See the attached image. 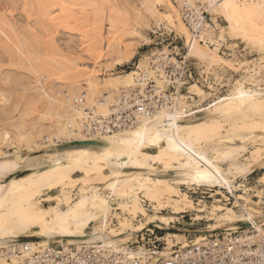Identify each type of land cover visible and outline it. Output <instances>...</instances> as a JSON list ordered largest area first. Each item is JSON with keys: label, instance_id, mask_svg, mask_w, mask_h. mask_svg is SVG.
<instances>
[{"label": "bare ground", "instance_id": "6f19581e", "mask_svg": "<svg viewBox=\"0 0 264 264\" xmlns=\"http://www.w3.org/2000/svg\"><path fill=\"white\" fill-rule=\"evenodd\" d=\"M9 1V4L20 3L27 19L24 25H17L11 16H7L6 10L1 12L0 9V104L8 102L1 87L12 79L11 67L22 73L19 80H26L23 90L26 101L24 109L12 123L14 134L8 144L11 151L7 153L0 147V264H33L40 260L47 262L43 258L50 257L73 261L80 258L82 249H86L85 253L99 251L104 259L98 264L118 259L123 263L134 259L132 264H165L172 260L182 264L180 256L189 242L206 245L208 239L219 232L225 242L236 243V240L238 246L264 244V211H257L264 209V188L244 190L242 194L247 204L239 199L233 204L213 199L210 203L202 200L199 206L190 207L176 200L172 205L176 211L172 214L183 217V214L195 211L200 220L208 223L204 229L194 230L192 239L187 237L183 241L182 235L169 233L167 230L172 228L164 226L165 222L160 218L162 208L166 207L159 195L164 179L162 175L157 177L154 171L150 172L155 160L153 150L157 151L159 147L170 159V162H164L166 173L177 172L178 178L199 174L206 181L213 178L217 183H223L222 188L227 192L230 187H233L231 191L238 187L231 179L230 168L235 169L238 176L248 168L263 169L264 98H255L256 91L251 90V86L259 87L263 80L261 69L249 72V68H245L231 85L230 94L226 90L221 99L206 111L195 110L193 106L199 107L207 98L195 99L192 96L197 93L190 94L189 91L185 94V90L182 91L184 82L176 76L173 93L169 95L172 106H165L153 117L138 115L137 123L132 126H119L116 120H112L114 128H105L114 106L120 105L132 92L137 98L140 87L142 89L150 80L162 90L168 89L170 82L165 78V69L170 65L175 69L171 70L173 73L180 71L183 76L193 66L196 72L202 69L201 73L211 74L221 82L224 79L216 70L236 73L238 69L233 60L212 53L205 43L228 36L236 43L264 50V0H135L134 15H119L113 13L112 8L109 17H105L120 32L127 24L137 26L134 35L122 38L126 34H121L112 40L98 31L76 34L70 28L71 24L80 29H85L84 23L96 25L100 18L88 19L83 14L88 8L101 13L99 8L109 0ZM217 19L222 25L220 31L213 26ZM66 21L70 22L65 25ZM149 24L161 25L172 33L170 46L175 43L178 49L163 45L141 52L130 70L116 71L117 67L122 68L124 63L132 60L137 44H145L143 26ZM60 28L79 38L78 56L73 54V48V51L67 48L65 52L58 45L61 42L57 43L56 36ZM105 39L107 43L103 45ZM174 50H179L178 54H173ZM5 62L7 66H4ZM225 81L230 83V79ZM175 104H181L180 108H174ZM184 104H190L185 111ZM3 106L1 113L6 118L4 120H8ZM184 125L192 131L181 136ZM5 133V130L0 131L2 135ZM191 134L203 138L211 134L214 138L201 146L189 139ZM245 139H250L253 146L247 148L235 142ZM111 160L117 162L113 167L110 166ZM93 166L97 168L92 169ZM28 169L40 176V185L25 192H15L19 175ZM51 183H57L59 188L56 197L37 200L36 194ZM226 183L230 184L229 188H225ZM127 185L138 189L137 193L145 199H152L154 216L137 201L138 196L125 192ZM83 189L98 210L97 219L91 226L95 235L93 243H84L89 239L85 236L79 245L65 242L47 246L45 240L37 238L41 234L39 227L29 226L27 221L43 219L49 211L55 213L60 196L71 199L66 215L79 213L85 203L81 197ZM104 194L105 203L101 204L99 199ZM116 200L119 204L114 207L112 202ZM44 202L51 203V208H44ZM209 204L212 205L209 217L204 220L205 207ZM119 208L127 211L116 212L121 220L127 221L131 216L134 219L131 221L136 223H133L132 237L127 232L131 230L130 226H120L124 231L115 224L112 211ZM137 217L153 228L166 230L167 237L156 233L153 238L139 241V235H134V231L146 224H137ZM240 228L239 236L231 239L230 234L239 232ZM65 235L71 236V231ZM123 238H126L124 242ZM153 239L162 243L156 257H153L155 251L141 243L147 240L151 243Z\"/></svg>", "mask_w": 264, "mask_h": 264}, {"label": "rangeland", "instance_id": "374dc122", "mask_svg": "<svg viewBox=\"0 0 264 264\" xmlns=\"http://www.w3.org/2000/svg\"><path fill=\"white\" fill-rule=\"evenodd\" d=\"M105 1L106 0L102 2H105ZM9 2H10L9 0H0V9L2 8L1 12L3 11V9L4 11L6 10L7 16L8 15L11 16V18L13 19L14 22L17 23V25H24L27 17L22 12L20 3L16 5V4H11V3L9 4ZM134 2L135 0H127V1L126 0H109L108 3H106V5H103L102 8L101 7L99 8L101 10V13L100 11L94 8L92 9L88 8L87 11L83 14L84 18L85 16L88 19L98 17L100 18V21L99 20L96 21V25L94 24V26L84 23V25L86 26V27L84 26L85 29L84 28L80 29L79 26H76L74 24H71L70 28L72 29V32L76 34L81 33L82 31H87L89 33L98 31V32H101L104 36H106V38H108L109 40H112L113 38H117L121 34H124V35L126 34L122 38H125L128 35H134L136 33L135 29L137 27L136 25H134V23L127 24L126 27H124L120 32L118 28H114L113 24L108 23V20H107L108 18H105L107 16L109 17L110 15L109 13L112 8H114L112 12L113 13L115 12L119 15L120 14L134 15V6H133ZM110 4H112L113 6ZM103 9L104 11H102ZM9 12H11V14ZM76 17H80V15H77ZM70 21H66L64 24L67 25L66 23ZM213 26L216 27L218 31H220L222 28L221 22L218 19L215 20V23ZM143 28H144L147 41H145V44L144 42L137 44L138 46L136 45L134 49V56L132 60L124 63L123 64L124 67L122 68L117 67L116 71L130 70L132 68V64L134 63L135 65L137 61L139 60V53L141 52L145 53L147 51H150L153 48H162L163 45H169V49L171 48L178 49L179 46L175 43L170 46V43H172L171 40L173 37L172 33L168 32V30L164 29L161 25L157 27V25L149 24V25L143 26ZM59 32L60 33L56 36L57 38L56 41L57 43L61 42V43H58L60 48L63 47L61 49L62 50L65 49L64 50L65 52L67 48H69L70 50L73 48V50H75V51L71 50L73 51V54L78 52V49H79L78 46L80 44V40H78L79 38L75 36L76 34L75 35L70 34V33L68 34L66 33V31L62 29ZM135 40L140 41L139 38L138 39L135 38ZM102 43L103 45H105L107 43V40L106 39L103 40ZM205 45L210 51H212V53H216V55L221 56L223 59L233 60L234 67L238 70L236 73L230 70H220V69L216 70V73L220 75V77L222 76V78L224 79V82H221L218 78H215V76L211 74L207 75L205 73H201L202 69H199L198 72L195 71L197 76L200 77V83H196V81L193 78L192 85L189 86V88H186V90L189 91L190 94L197 93L195 96H192L193 98L196 96H197V99L199 100L207 98L196 109H202L203 111H206L207 107L209 108L210 105H212L213 103L221 99V97L226 93V90H228L229 92V90L231 89V85L234 84L238 75L245 72V68L246 69L249 68L248 69L249 72H253V71H257L261 69L260 75L262 76L263 80L260 82L259 87L251 86L252 88L251 90L256 91L257 96L255 98L257 99L264 98V50H262L261 48H252L242 43H236L232 37H228V36H225L224 38L219 39V41H216V42L207 41ZM177 51L179 50H176V52L174 50L173 54L174 53L176 54ZM75 55L78 56L77 53ZM6 64L7 63L5 62L4 66H7ZM87 66L90 67V64ZM170 66L173 68L172 65ZM9 68L10 66L7 67L8 70ZM13 68L11 67L9 70L11 71L10 72L11 74L13 73L12 75L14 77L11 75V78L13 80L9 79L10 81L8 82V84L6 86L2 85L1 87L4 90L5 96L9 102V103L7 102V104H0V131L5 130L6 132L3 135L0 134V147L7 153L11 151L8 144L11 143V140L14 134L12 123L18 117V114H20V112H22V110L24 109L23 103L26 101V97L23 94L24 84L26 80H24L23 77H22L23 79L19 80L20 77L22 76L21 75L22 73L20 71H15ZM4 69H6V67ZM210 79L213 80L212 81L213 83L211 84H210ZM226 79H230V83H227V81H225ZM11 80L14 82H12ZM13 83L14 84L16 83L17 85L16 84L13 85ZM204 95H207V96H204ZM3 105L5 106L4 110L5 111L7 110L6 113L8 115V120H4L6 118H4L3 113H1L2 112L1 106ZM206 114L207 113H205V115ZM191 131L192 129L188 128V125H184V130L180 133V135L184 136L185 133H188V132L190 133ZM241 132H244V130L241 129ZM213 138L214 136L211 134L208 135L207 138H203L201 135L195 136L193 134H191L189 137V139L193 143L199 144L201 146L210 143ZM235 142L237 143L238 146L244 145L247 148L253 146L250 139H245L243 142H239L238 140H236ZM154 143H156V141H154ZM152 149H154V146L152 147ZM153 156L155 157V160L152 162L153 165L150 168V172L154 171L157 177H160V175H162L164 179V182H162L163 183L162 187L159 191V195L162 196V201L164 202V205L166 207L162 208L160 218L164 220L165 222L164 226L172 228L167 231H169V233H174L176 235H182L181 237H183L182 238L183 241L187 237H190V239H192L193 231L204 229L208 223L200 220L199 216L196 215L195 211H193L192 214L191 213L183 214V217L172 214L176 211L175 209H172V205L174 204L176 200L179 201L181 205L184 202L190 207H192V205L199 206L202 200H204L205 203H210L213 201V199H220L224 203L231 202L229 204H233L236 199H239V200H244V204H247L245 195L242 194L244 190L248 188L255 189V190L256 189L263 190L264 188V168L263 169L248 168L240 176H238L237 171L235 169L230 168L229 170L231 171V174H230L231 179L235 181V183H237L235 184V186L237 185L238 187H236L234 191H231L233 187H230L229 191L227 192L222 188L224 184L217 183L213 178H211L210 181H206L203 178V176L199 174L193 177H188L187 175H180L181 177L178 178L177 172H171V174L166 173L165 171L166 164L164 162H170V159L168 158L167 154L163 151L162 147H159L157 151L153 150ZM64 159L65 161H68L67 157H65ZM116 163L117 162L115 160H111L110 166L113 167V165H116ZM236 165L239 167L241 166L238 163H236ZM96 168L97 167L93 166L92 169H96ZM178 179L181 181H178ZM232 180H231V184H233ZM40 182H41L40 176L37 173L33 172L32 169H28L27 171L19 175L17 184L15 185V192L21 193V192L35 189L37 186L40 185ZM229 185H227L226 183L225 188H229L228 187ZM124 189L126 190L125 192L127 194L131 196H138L139 198L137 199V201H140L141 204H144V208L147 210V212L151 216H154L152 206L155 204L152 202V199H145V196H143L141 193H137L139 190L134 189L133 186L131 185H127ZM58 190L59 188H57V183H51L49 185H46L42 192H38L36 194L37 200L40 201L46 196L56 197ZM223 195H226V197H223ZM105 196L106 195L104 194L103 196L100 197L99 202L101 204L105 203ZM81 197L84 198L85 203L83 204V208L77 214L66 215L67 214L66 209L70 205L71 199H66L60 196L57 199V203H56L57 208L55 209V213L49 211L48 215L43 219H36L35 221L28 220L27 223L29 226H32V225L37 226L41 230V234L37 235V238L40 240H45L47 246H53L56 244H64L65 242L70 243V244L75 243L76 245H79L80 239L85 238V236H88L89 239L85 240L84 243H93L95 235L93 231H91V226H92L93 220L97 219L98 210L95 207L92 199L89 197V194L86 191V189L81 190ZM118 204H119V201L117 200L112 202V206L114 207H117ZM42 205L46 209L51 208V203L49 202H44L42 203ZM246 206L249 207L248 205ZM211 207H212L211 204L205 207V212L203 215L204 220L209 217L208 211L211 209ZM252 208H255V206H252ZM119 209H114L112 211L113 212L112 217L114 220H116L115 224L118 227L130 226L131 230H128L127 232L129 233L130 237H132L133 229L135 228L133 227L134 222L131 220H134V219L131 216H129V220L127 221L121 220V218H119V216L116 215V212L117 211L127 212V211H125L123 208H119ZM257 211L258 212L264 211V209L263 208L258 209ZM192 218L194 221L193 223H192ZM137 219H138L137 224H140V222H144L146 224V226L141 225L142 227H139L138 230H136V232L134 231V235L136 234L139 235V241H142L143 239H147L145 233L151 234L152 237H154L156 233H158L157 235L160 237H163V238L167 237L166 230H162L159 228H153L147 221L142 220L140 217H137ZM197 221H200V222H197ZM49 222L51 223L49 224ZM122 230L126 231L125 229H122ZM67 231L68 232L71 231L72 235L66 236L65 234L67 233ZM159 232H161L162 235H160ZM125 240L126 238H123L122 242H124Z\"/></svg>", "mask_w": 264, "mask_h": 264}, {"label": "built area", "instance_id": "2783aa9c", "mask_svg": "<svg viewBox=\"0 0 264 264\" xmlns=\"http://www.w3.org/2000/svg\"><path fill=\"white\" fill-rule=\"evenodd\" d=\"M205 15V14H204ZM203 15V16H204ZM157 70V69H156ZM173 68L170 66V68L165 69V78L169 80L170 86L166 90H162L158 85H156L153 80H150L151 82L146 84L145 86L140 87V90L137 92V98H134V92L128 97L124 98L122 102H120V105L114 106L113 113L111 114L110 121H107L108 123L105 125L106 127L114 128L115 124L112 122V120H116V124L119 126H132L134 123H137L138 115L142 116V118H149L153 117L159 110L164 108L165 106H172L173 104H170L169 101V95L173 93L174 87L172 84H175V77L179 76L183 84V90H185V94L188 93L186 88H189L191 86V81L194 80L196 83H200V77L197 76L195 69L193 66L189 68L188 71H185V73L180 75V71L173 73ZM163 72V71H162ZM182 76V77H181ZM188 78L187 81L184 79ZM180 79V80H181ZM213 80L210 79V84L213 83ZM197 99V97H194ZM192 99V98H191ZM193 100V99H192ZM188 101V99H187ZM185 107L183 108V111L187 110V105L190 104H184ZM181 104H175V107L180 108ZM197 106H193V108L196 109ZM139 119V118H138ZM100 120V119H99ZM97 120V121H99ZM241 228L239 229V232L236 231L230 234V238L233 239L241 233ZM147 238H153L151 234L145 233ZM218 241L216 242V240ZM141 240V238H140ZM191 241V240H190ZM236 243L237 241L234 240ZM208 243L206 245L201 244H194L189 242V245L187 248L183 250V255L180 256L181 263L182 264H264V257L262 256L264 253L263 243H251L247 244L244 243L240 246L236 245V243H233L231 241L225 242L223 236H221V233H218L217 235H214L210 237L207 241ZM147 249L155 251L153 254V257H156L155 253H157L162 248V243L153 239V242L150 243V240H147V242H141ZM27 250V248H24ZM59 250V249H57ZM86 249H82L79 251L80 258L74 259L73 261L70 260H62L57 259L55 257L50 258H43L47 259V262H44V260L37 261L33 264H98L100 263L104 258L101 254H99V251H93L90 250L87 253H85ZM20 252V251H19ZM177 257V255H175ZM178 258V257H177ZM118 260H112L108 264H132L133 260L128 259L126 257V262ZM161 260H158L160 263ZM163 264V263H162ZM165 264H179L177 261L172 260V262H166Z\"/></svg>", "mask_w": 264, "mask_h": 264}]
</instances>
